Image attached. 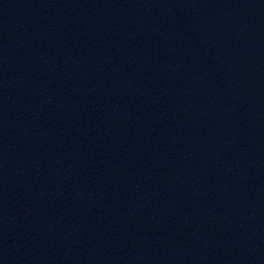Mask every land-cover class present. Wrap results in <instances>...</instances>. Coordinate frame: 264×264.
Instances as JSON below:
<instances>
[{
  "label": "water",
  "instance_id": "water-1",
  "mask_svg": "<svg viewBox=\"0 0 264 264\" xmlns=\"http://www.w3.org/2000/svg\"><path fill=\"white\" fill-rule=\"evenodd\" d=\"M0 264H264V0H0Z\"/></svg>",
  "mask_w": 264,
  "mask_h": 264
}]
</instances>
